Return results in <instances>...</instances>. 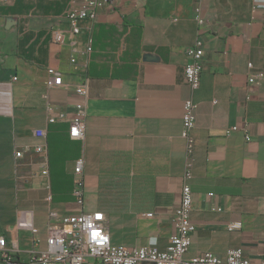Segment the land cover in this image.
<instances>
[{
	"label": "crops",
	"instance_id": "1",
	"mask_svg": "<svg viewBox=\"0 0 264 264\" xmlns=\"http://www.w3.org/2000/svg\"><path fill=\"white\" fill-rule=\"evenodd\" d=\"M41 1L48 6L32 13L33 0H0V234L18 247L16 257H29L36 236L44 247L52 211L102 210L113 243L165 249L185 166L183 101L192 95L196 229L185 257L240 247L253 263L264 260V0H200L201 24L195 0H107L94 20L78 21L77 34L64 11L81 0H66L60 13L51 4L62 0ZM8 16L18 21L6 28ZM39 31L50 41L35 51L37 61H26L18 40ZM55 32L63 42L52 41ZM196 38L202 74L192 92L183 67ZM48 68L60 74L59 86L47 88ZM82 83L86 130L74 140L66 118ZM47 101L64 108L65 119L47 123ZM78 158L82 203L73 195ZM231 222L241 227L228 230Z\"/></svg>",
	"mask_w": 264,
	"mask_h": 264
},
{
	"label": "built area",
	"instance_id": "2",
	"mask_svg": "<svg viewBox=\"0 0 264 264\" xmlns=\"http://www.w3.org/2000/svg\"><path fill=\"white\" fill-rule=\"evenodd\" d=\"M107 0H81L78 4H72L64 11V16L71 24V33L77 34L80 29L78 21L81 19L94 20L97 8ZM200 0H195L194 17L201 24L204 18L201 14ZM64 35L61 32L52 34V41L61 43ZM92 39L86 40L85 50L91 51ZM202 41L195 39L187 49V61L183 67V78L192 92L198 89L202 74ZM248 65H251L250 63ZM48 77L45 80L47 88L57 87L61 84V76L52 68H48ZM252 77H249L251 80ZM77 100L73 104V110L68 123V135L71 139L81 140L84 138L87 118L88 90L84 83L73 89ZM47 97V95H44ZM196 103L193 96L186 97L183 101V114L180 136L184 140L185 166L182 174V186L177 206L173 211L174 233L170 236L165 249L160 250L154 246H126L111 241L110 235L104 226L105 215L102 210L81 211L75 214L57 216L52 211L46 226L44 247L38 248L41 238H34L36 249L29 257L19 260L16 257L18 247L9 245L6 237L0 234V264H264V260L253 263L247 257L242 248L230 247L224 256H218L211 251L186 258L192 234L196 226L190 218L192 205V191L189 179L192 176L195 154V127ZM46 122L52 123L59 119H65L64 108L53 102L45 104ZM34 134L45 137L46 132L36 128ZM38 148H41L39 145ZM19 156L20 153H17ZM83 159L78 158L74 163L73 195L78 203L84 199V180L81 177ZM146 215H151L147 213ZM241 227L240 222H231L227 225L228 230ZM37 233V228H33ZM93 233H96L93 236Z\"/></svg>",
	"mask_w": 264,
	"mask_h": 264
},
{
	"label": "trees",
	"instance_id": "3",
	"mask_svg": "<svg viewBox=\"0 0 264 264\" xmlns=\"http://www.w3.org/2000/svg\"><path fill=\"white\" fill-rule=\"evenodd\" d=\"M66 0H62V2H54L51 4V8L55 13H60L64 9H66L65 4ZM30 7H26L28 10ZM5 12H9V14L15 15L16 12L13 7H7L6 9L2 8ZM44 35L43 40H40V37ZM36 36V37H35ZM50 41V35L47 34L45 31H39L36 34L33 32H22V36L18 40L17 45V53L20 57H22L26 61H37V59L34 56L35 51L38 53L44 51L42 48L44 45H46Z\"/></svg>",
	"mask_w": 264,
	"mask_h": 264
},
{
	"label": "rangeland",
	"instance_id": "4",
	"mask_svg": "<svg viewBox=\"0 0 264 264\" xmlns=\"http://www.w3.org/2000/svg\"><path fill=\"white\" fill-rule=\"evenodd\" d=\"M40 3H39V2ZM5 2V1H4ZM48 6L46 3H43L41 0H33V8L31 9L32 13H38L41 12L45 7ZM106 186H104L105 188ZM108 188H111L112 186H107ZM119 187V186H116Z\"/></svg>",
	"mask_w": 264,
	"mask_h": 264
},
{
	"label": "water",
	"instance_id": "5",
	"mask_svg": "<svg viewBox=\"0 0 264 264\" xmlns=\"http://www.w3.org/2000/svg\"><path fill=\"white\" fill-rule=\"evenodd\" d=\"M17 21H18L17 18H15V17H13V16H8V17L6 18L5 27H6V28H9V27H11L12 25L16 24ZM144 57L149 58L150 56H149V54H145Z\"/></svg>",
	"mask_w": 264,
	"mask_h": 264
},
{
	"label": "clouds",
	"instance_id": "6",
	"mask_svg": "<svg viewBox=\"0 0 264 264\" xmlns=\"http://www.w3.org/2000/svg\"><path fill=\"white\" fill-rule=\"evenodd\" d=\"M95 235H96V233H93V236H95ZM151 242H152V243H154V242H155V240L153 239Z\"/></svg>",
	"mask_w": 264,
	"mask_h": 264
}]
</instances>
